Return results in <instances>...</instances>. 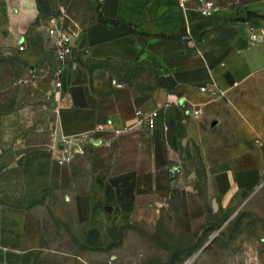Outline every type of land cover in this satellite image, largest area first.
Instances as JSON below:
<instances>
[{
	"label": "crops",
	"instance_id": "1",
	"mask_svg": "<svg viewBox=\"0 0 264 264\" xmlns=\"http://www.w3.org/2000/svg\"><path fill=\"white\" fill-rule=\"evenodd\" d=\"M46 1L49 26L34 0H0V264L134 253L115 232L165 228L178 213L204 230L210 201L220 216L264 210V142L257 164L201 190L182 106L264 72V39L249 37L264 32V0ZM55 23L74 46L63 66ZM138 109H158L163 124L140 125Z\"/></svg>",
	"mask_w": 264,
	"mask_h": 264
},
{
	"label": "rangeland",
	"instance_id": "2",
	"mask_svg": "<svg viewBox=\"0 0 264 264\" xmlns=\"http://www.w3.org/2000/svg\"><path fill=\"white\" fill-rule=\"evenodd\" d=\"M38 21L50 25L51 12L41 0H34ZM152 79V77H151ZM149 86L157 89L155 81ZM200 107L182 105L193 118L194 171L201 190L210 176L247 169L261 158L264 142V72L224 94L211 93ZM199 109V115L195 110ZM249 174L247 182L254 180ZM248 206L220 216L212 202L205 205L207 227L199 230L191 216L178 213L168 225H141L114 233L116 244L128 241L134 253H88L82 264H129L128 258L143 255L145 264H264V210ZM216 237L205 247L212 234ZM144 251L145 253H138ZM58 255V254H57ZM40 264H76L67 255L39 254Z\"/></svg>",
	"mask_w": 264,
	"mask_h": 264
},
{
	"label": "built area",
	"instance_id": "3",
	"mask_svg": "<svg viewBox=\"0 0 264 264\" xmlns=\"http://www.w3.org/2000/svg\"><path fill=\"white\" fill-rule=\"evenodd\" d=\"M213 7H214V3L212 1H207L203 9V12L208 13L211 11ZM48 34L53 39L55 50H56V56H57L60 66L65 65V63L73 55L74 46L71 43L70 36L67 34L65 30L62 29L61 26H59L56 23L53 24V26L49 28ZM249 37L251 41L259 42L262 39H264V32L260 36V34L256 31V29L254 27H251ZM59 84L60 83H58V85ZM201 91L206 92L207 88L202 87ZM214 93H218V92L214 91ZM136 113L140 119L139 124L146 126L148 129H153L163 124V113H161L158 109H151L148 112H145L142 109H138ZM199 113H200V110L196 109L195 114L199 115ZM120 133H121L120 131H117V134H120ZM80 152H83V150L81 149ZM181 168H182V164L177 161H173L169 165V169L174 172L179 171Z\"/></svg>",
	"mask_w": 264,
	"mask_h": 264
},
{
	"label": "water",
	"instance_id": "4",
	"mask_svg": "<svg viewBox=\"0 0 264 264\" xmlns=\"http://www.w3.org/2000/svg\"><path fill=\"white\" fill-rule=\"evenodd\" d=\"M215 205L217 204V201L214 200ZM238 211H236L237 213ZM219 230H217L216 232H214L210 238V240L206 243L205 247L216 237V235L218 234ZM199 253L195 254L186 264H191L193 262V260L197 257Z\"/></svg>",
	"mask_w": 264,
	"mask_h": 264
},
{
	"label": "trees",
	"instance_id": "5",
	"mask_svg": "<svg viewBox=\"0 0 264 264\" xmlns=\"http://www.w3.org/2000/svg\"><path fill=\"white\" fill-rule=\"evenodd\" d=\"M42 1L45 3L47 9H49V11H50V8H49V4H48V2H47L46 0H41V2H42ZM50 12H51V11H50ZM51 14H52V12H51Z\"/></svg>",
	"mask_w": 264,
	"mask_h": 264
}]
</instances>
